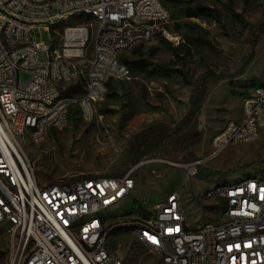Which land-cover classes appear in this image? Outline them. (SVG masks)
<instances>
[{
    "label": "built area",
    "instance_id": "built-area-1",
    "mask_svg": "<svg viewBox=\"0 0 264 264\" xmlns=\"http://www.w3.org/2000/svg\"><path fill=\"white\" fill-rule=\"evenodd\" d=\"M80 14L97 25L69 22ZM168 17L161 0H0V259L7 255V264H126L110 246L117 229H128L155 264H264L261 172L211 182L208 193L223 204L219 221L192 227L177 193L141 215L137 203L131 214L113 212L134 193L143 162L119 176L38 181L22 147L21 134L39 140L62 130L75 103L91 117L109 82L132 75L122 57L154 40ZM42 26L52 45L33 35ZM75 83L82 92L66 95ZM263 129L260 85L244 96L241 119L215 133L210 154L183 165L195 176L206 161Z\"/></svg>",
    "mask_w": 264,
    "mask_h": 264
},
{
    "label": "rangeland",
    "instance_id": "rangeland-1",
    "mask_svg": "<svg viewBox=\"0 0 264 264\" xmlns=\"http://www.w3.org/2000/svg\"><path fill=\"white\" fill-rule=\"evenodd\" d=\"M161 1L169 17L158 24L155 39L140 49L153 66L181 69L185 79L177 73L149 76L140 72L132 73L128 79H113L91 117H84L75 103L62 130H52L39 140L28 133L19 138L38 181L119 176L143 162L134 172V193L113 212L131 214L137 203V213L141 215L177 193L188 224L198 227L219 221L223 204L208 193L212 183L198 174L190 175L183 165L187 162L182 153L171 146H161L135 164L130 162V150L138 133L143 134L144 140L155 141L177 128L194 104L196 86L203 82L201 111L182 133L190 137L189 149L197 158L210 154L215 133L228 121L240 120L244 96L264 83V34L256 37L264 26V0ZM197 6L207 7L211 16L187 17L186 9ZM86 22L97 25L94 18ZM33 35L53 44L52 32L43 26L35 28ZM256 39L255 57L245 65ZM173 49H178L179 56ZM40 57L44 59V53ZM125 57H135L133 50ZM203 75L208 77L203 79ZM28 76L22 72L20 79ZM203 167L225 173L242 169L228 178L230 183L252 173L264 174V129L256 138L228 147ZM108 213L111 211L107 216ZM6 243L3 238L2 246ZM110 246L126 264L156 263L155 255L147 247L136 245L130 232L112 234ZM0 264H7V255Z\"/></svg>",
    "mask_w": 264,
    "mask_h": 264
},
{
    "label": "trees",
    "instance_id": "trees-1",
    "mask_svg": "<svg viewBox=\"0 0 264 264\" xmlns=\"http://www.w3.org/2000/svg\"><path fill=\"white\" fill-rule=\"evenodd\" d=\"M168 3H178L183 2L181 0H165ZM186 16L189 18H195L199 16H211V13L208 11L207 7L203 6H197L195 8L189 7L186 9ZM93 16L90 14H80L75 17V20L77 21H86L92 19ZM264 34V26H262L258 33L256 34V37L259 39V37ZM258 39L254 40L251 46L250 54L248 58L246 59L245 65H248L255 57V48L257 46ZM206 44H209V41H205ZM141 45L139 44L136 47H134L133 54L135 57H125V55L122 57V60L126 63L128 68L130 69L131 73L140 72L145 73L149 76H171L173 73L179 74L183 79H185L184 72L181 69H163L162 66H153L152 63H150L142 54L141 52ZM173 52L176 56H179L178 49H173ZM208 77L207 75H203V79H206ZM111 81L108 85H110ZM199 85L196 86V97L194 100V104L191 108V110L188 112L186 117L182 120L180 125L175 128L172 132L167 133L161 137H159L155 141H149L148 139H143V134L138 133L135 137V140L132 144L131 150H130V159L131 163L135 164L140 162L145 156L151 154L152 152L156 151L158 148L164 145L171 146L175 151L182 153V159L185 162H190L193 160L198 159L194 153L191 152L189 149V140L190 137L187 135H184L182 132L184 129L187 128L191 124V122L199 115L202 104L205 97V86L203 82H199ZM261 85H264L262 83ZM82 92L81 85L79 83L68 85L64 91L66 95L74 96L78 95ZM242 169H235L232 171H229L227 173L221 172V171H213L207 168H204L203 165L199 167L198 175L201 179L207 180L210 183L211 182H218V181H225L228 180V178L232 175L238 174L242 172ZM88 177H96V176H88ZM122 231H128V229H117L113 231V234L122 232Z\"/></svg>",
    "mask_w": 264,
    "mask_h": 264
},
{
    "label": "crops",
    "instance_id": "crops-1",
    "mask_svg": "<svg viewBox=\"0 0 264 264\" xmlns=\"http://www.w3.org/2000/svg\"><path fill=\"white\" fill-rule=\"evenodd\" d=\"M242 117V116H241ZM241 119V118H240Z\"/></svg>",
    "mask_w": 264,
    "mask_h": 264
}]
</instances>
